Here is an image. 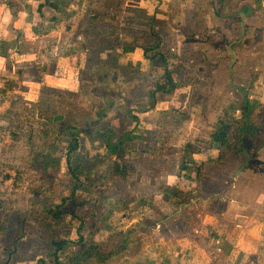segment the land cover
<instances>
[{
  "label": "rangeland",
  "instance_id": "1",
  "mask_svg": "<svg viewBox=\"0 0 264 264\" xmlns=\"http://www.w3.org/2000/svg\"><path fill=\"white\" fill-rule=\"evenodd\" d=\"M42 1L0 0V264L91 231L88 264H264V0ZM223 120L243 153L217 161Z\"/></svg>",
  "mask_w": 264,
  "mask_h": 264
},
{
  "label": "trees",
  "instance_id": "2",
  "mask_svg": "<svg viewBox=\"0 0 264 264\" xmlns=\"http://www.w3.org/2000/svg\"><path fill=\"white\" fill-rule=\"evenodd\" d=\"M255 3H258L261 0H252ZM52 0H44L37 5V11L40 12L43 6H46L49 3H52ZM155 58H152L150 61H153ZM160 61L164 64H166V61L163 58H160ZM162 70V69H159ZM158 89H166L165 83H162L159 85ZM251 89V87H250ZM168 90V89H166ZM248 88H241L242 94L245 95L243 106L240 108V112L243 116V125L240 130L241 137H244L248 139L251 142H256L262 135V130L259 126L258 121L256 120L255 116L250 111V101L247 99L246 95L248 94ZM142 111L139 110H133L131 111V117L133 121H135L136 125L140 122V113ZM231 132V125L230 123H227L226 121H222L218 126L214 127L213 130L210 132V140L211 143L214 144L217 147V161L224 160L228 155H239L243 153V149L240 148L239 145L232 142L228 136ZM128 139H123L117 141L115 144H110L108 140L104 141L106 143L107 148L111 149H119L118 150V158L120 162L116 161L113 163L112 166V174L113 177L123 178L127 174V165L124 162L123 158V147L125 142ZM73 147L77 148L78 146V137L75 136L73 141ZM187 149L191 146V143L186 144ZM75 149H70L66 151L65 153V159L69 161L71 153ZM190 151V150H189ZM164 201L165 198L168 196L165 195V193L162 195ZM52 216L56 219L61 220L62 217H64L65 214H71L72 213L61 209L60 207H56L54 211L51 212ZM81 228V225L78 226ZM79 228L77 229V234L79 235ZM98 232L91 231L88 235V237L79 236L75 241H67V239L62 238H56L52 246L54 248V251L52 252V264H88L89 261L95 260L96 263H103L107 261L111 256L109 250L105 249L104 247H101L100 243L95 242L96 234ZM72 242L73 245H75L78 250L73 253L72 256H67V247ZM113 255V254H112ZM51 259V260H52ZM37 264H48L44 259H39Z\"/></svg>",
  "mask_w": 264,
  "mask_h": 264
},
{
  "label": "crops",
  "instance_id": "3",
  "mask_svg": "<svg viewBox=\"0 0 264 264\" xmlns=\"http://www.w3.org/2000/svg\"><path fill=\"white\" fill-rule=\"evenodd\" d=\"M196 36V35H195ZM197 38H198V36H196ZM231 52H232V54H233V50H231ZM236 58H237V56H236V54H235V57H234V59H233V56H232V61H235L236 60ZM154 61V60H153ZM231 65H232V63H231ZM263 79V78H262ZM262 79L261 80H259V82H261L262 81ZM255 83H258V81L257 80H254V82H253V84H255ZM248 86V85H247ZM254 86H256V85H254ZM238 87V86H237ZM241 88H243V87H246V86H240ZM240 87H238V88H240ZM240 88V89H241ZM252 89H250V91H251ZM259 123V122H258ZM259 126H260V124H259ZM261 128V127H260ZM262 130V129H261ZM230 134H231V132H230ZM230 134H229V136H228V138L230 139ZM246 139V138H245ZM260 139V138H259ZM232 142H234L232 139H230ZM248 140V139H247ZM223 161V160H222ZM130 257V256H129ZM131 258H134V257H130V259ZM107 261H109V259L107 260ZM128 264H130V263H128ZM150 264H154L153 262H150ZM156 264V263H155Z\"/></svg>",
  "mask_w": 264,
  "mask_h": 264
},
{
  "label": "water",
  "instance_id": "4",
  "mask_svg": "<svg viewBox=\"0 0 264 264\" xmlns=\"http://www.w3.org/2000/svg\"><path fill=\"white\" fill-rule=\"evenodd\" d=\"M235 54H236V53H235V51H234V52H233V59H234V57H235ZM232 62H233V61H232Z\"/></svg>",
  "mask_w": 264,
  "mask_h": 264
}]
</instances>
